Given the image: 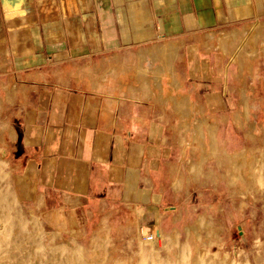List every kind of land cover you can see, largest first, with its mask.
Here are the masks:
<instances>
[{
    "label": "crops",
    "instance_id": "obj_1",
    "mask_svg": "<svg viewBox=\"0 0 264 264\" xmlns=\"http://www.w3.org/2000/svg\"><path fill=\"white\" fill-rule=\"evenodd\" d=\"M258 22L264 24V0H0V75H11L4 84H17L8 90V98L2 97L14 101L8 104L7 118L16 139L8 140L7 147L0 145V155L6 152L7 159L2 160L21 166L23 176L35 183L29 202L42 213L44 225L81 236L98 230L112 212H122L126 222L158 231L164 216L177 209L167 213L161 208L166 192L173 190L168 166L174 147L166 128L160 129L148 111V115L141 111L128 121L131 112L124 106L114 111L107 108L113 103L106 94L80 89L75 78L66 83L43 78L45 67L65 59H84L89 64L96 55L103 60L118 55L113 51L169 38L178 42L171 77L176 76L183 86L176 59L182 57L179 49L181 52L191 35L203 33V43L206 33L204 42L208 44V32L242 30ZM262 29L264 46V26ZM202 43L188 45L186 55L192 75L209 77L210 70L204 67L209 62L199 55ZM234 43V50L229 44L230 53L237 54L238 62L251 72L242 77L237 70L236 76L241 81L253 80L249 78L256 76L251 70L252 53L261 50L241 46L239 39ZM163 45L141 46L132 71L136 82H130L134 94L144 86L156 100L163 94L155 75L161 67ZM184 94L190 97L189 92ZM180 99L189 101L176 96L174 102ZM240 101L245 110L234 111L237 122L250 111L244 92ZM195 103L208 115L201 103ZM184 108L188 118L180 114V127L185 128L180 132H200L190 122L197 111L189 105ZM205 160L195 164L202 170Z\"/></svg>",
    "mask_w": 264,
    "mask_h": 264
},
{
    "label": "rangeland",
    "instance_id": "obj_2",
    "mask_svg": "<svg viewBox=\"0 0 264 264\" xmlns=\"http://www.w3.org/2000/svg\"><path fill=\"white\" fill-rule=\"evenodd\" d=\"M257 24L261 25L256 27L259 33L255 48L263 54L261 51L257 55L252 53L251 70L256 71V76L249 77L253 80L248 82L244 78L241 81L236 72L239 70L241 76L246 77V72L251 73L247 70L249 68L245 69L237 56L230 53L231 47L232 50L235 48L234 41L241 37L240 29L236 28L208 32L212 36L208 37V44L204 42L206 33L203 43V33L191 35L186 40L181 52L179 49L182 57L176 59V71L183 86L179 85L176 76L171 77L172 72L160 57L161 68L158 74L155 71L160 83L158 87L163 92L159 100L150 97V91L145 86L134 94L130 82H136L132 71L138 62L139 50L165 44L169 38L122 48L113 51L118 55L105 56L103 60L96 55L94 62L89 64L84 59H65L45 67L43 78L61 83H66L70 77L75 78L80 89L106 94L113 103L107 108L114 111L120 105L124 106L126 111L131 112L128 121L135 114L141 111L147 114L148 111L160 129L166 128L174 147L168 166L173 190L168 189L161 208H166L167 213L175 206L177 209L164 216L158 231H148L134 222H126L122 212H112L92 233L77 236L65 231L62 234L44 225L42 213L29 202L30 188L35 183L28 181V176H23L21 166H13L8 160L0 166V199H3L0 202V218L7 214L11 216L7 222L9 225L3 218L0 220V234L7 231V236L0 235V264H264V46L263 29L259 28L264 24ZM229 33L236 36L229 41L231 47L221 37ZM247 41L246 46L253 49L250 40ZM198 43H202L199 44L200 58L209 62L207 67L204 65L210 70L209 77L191 74L187 47ZM164 76H168L169 82ZM10 78L11 75H0V145L6 147L8 140L16 139L10 133L9 126L12 125L7 118L8 104L14 101L2 99L6 95L8 98V90L16 84L14 81L10 85L3 83H8ZM2 83L6 89L1 86ZM183 92H189L195 102L201 103L208 115ZM243 92L248 100L246 108L250 111L244 112L245 116L241 114L243 122L240 117L237 122L234 111L245 110L243 101V105L240 101ZM176 96L187 97L189 101L186 105L193 112L197 108L190 122L192 129L200 132H180L185 128L180 127L182 111L174 102ZM168 97L170 100L164 99ZM146 98L148 102H144ZM199 118L214 123L212 130L216 138L207 125H203L202 129L196 127ZM210 136L212 140H217L216 146L214 141V145L210 144ZM242 151L248 157L246 162L237 161L238 152ZM2 157L7 159L6 152L0 155V160ZM199 159H206L202 170L195 164ZM6 200L10 210L4 206ZM189 225L190 229H187ZM174 231L178 235L173 237Z\"/></svg>",
    "mask_w": 264,
    "mask_h": 264
},
{
    "label": "bare ground",
    "instance_id": "obj_3",
    "mask_svg": "<svg viewBox=\"0 0 264 264\" xmlns=\"http://www.w3.org/2000/svg\"><path fill=\"white\" fill-rule=\"evenodd\" d=\"M255 25H257V26H255ZM259 25H261V24H250V25H247V26H245L242 30H240V38H239V43H240V45L241 46H244V45H247L249 42L247 41V40H250V43L253 45V47H255L256 46V38H257V36H258V33H259V31H258V29L256 28V27H258ZM262 26H260L259 28H261ZM208 35V37L209 38H211L212 36L210 35V33H208L207 34ZM233 36V39L234 38H236V36L233 34V33H229V34H225L224 36H221L222 38H223V40H225L228 44H230L229 43V41H231V37ZM215 38H217V37H215ZM214 38V39H215ZM177 47H178V42L177 41H167V43H165L162 47H161V49H160V54H159V57H161V59L164 61V64H165V67H167V68H169V70L171 71V72H173L174 71V67H173V64H172V62H173V58L176 56V49H177ZM254 51V50H253ZM145 52V51H144ZM146 54H148L149 55V57H151V52H150V50H146ZM235 56H237V54H234ZM150 64H152V60H150ZM161 67L159 66V69H160ZM142 72H144V73H146V71L145 70H142ZM177 103H178V105L180 106V107H178V110H181L182 111V113L184 114V116H186L187 118H188V111H186L185 110V108L184 107H186L187 105H186V102L185 101H183V100H177L176 101ZM175 102V103H176ZM180 103V104H179ZM195 111H198L197 110V108H196V110ZM198 122H200V123H198ZM198 122H197V126L196 127H198V128H201L203 125H207L208 126V128H209V130L211 131V135L214 137L215 136V133L213 132V130H212V128H213V126H214V123H211V122H208L207 120H202V119H198ZM202 129V128H201ZM201 134V133H200ZM215 139V138H214ZM212 141H214V140H212V138H211V142ZM215 141H217V140H215ZM214 141V142H215ZM213 143V142H212ZM213 145H214V143H213ZM215 146H216V142H215ZM213 147V146H212ZM214 148V147H213ZM216 153V152H215ZM214 153V154H215ZM238 160H240L241 162H242V160H244V162H246L247 160H248V157L246 156V152H244V151H242V152H238V156H237V161ZM246 160V161H245ZM250 161V160H249ZM248 161V162H249ZM239 162V161H238ZM247 162V163H248ZM252 162H250V164H251ZM4 164H6V162L3 160H0V166L2 165H4ZM249 164V163H248ZM241 165V164H240ZM239 165V166H240ZM1 170V169H0ZM196 170V169H195ZM7 196V195H6ZM5 196V197H6ZM2 200L3 199H0V202H2ZM5 202H7V200L6 201H4V203ZM2 204V207H3V203H1ZM7 205H8V202H7ZM1 206V205H0ZM4 206H6V203L4 204ZM7 207V206H6ZM8 209H9V207H7ZM5 209V208H4ZM7 209V210H8ZM10 210V209H9ZM1 211V210H0ZM4 212V211H3ZM12 213V212H11ZM1 214H2V212H1ZM1 217H2V215H1ZM13 217V216H12ZM4 220H6V221H4V222H8L9 223V220H10V218H11V216L10 215H5L4 217H2ZM2 218H0V220L2 219ZM14 218V217H13ZM2 219V220H3ZM7 223V225H9ZM1 224V223H0ZM14 224V223H13ZM2 225H4V224H2ZM10 225H11V223H10ZM13 226V225H12ZM6 227H8V226H6ZM4 228V227H3ZM2 228V229H3ZM12 228V227H11ZM5 229V228H4ZM7 229V228H6ZM13 230V229H12ZM0 231H1V228H0ZM9 231V230H8ZM13 232V231H12ZM12 232H10V233H12ZM8 234H9V232H8ZM175 234H177L178 235V233H176V231H174V233L171 235V236H175ZM0 235H2V236H7V231L6 230H4L3 232H2V234H0ZM9 236V235H8ZM10 236H11V234H10ZM169 237V236H168ZM177 237V236H176ZM10 238V237H9ZM170 238V237H169ZM3 240H4V237L2 238ZM171 239H172V237H171ZM177 238H175L174 239V242H175V240H176ZM0 240H1V237H0ZM10 241V240H9ZM173 242V243H174ZM16 243V242H15ZM3 244H4V242H3ZM8 243H6V245H7ZM17 244V243H16ZM15 244V245H16ZM12 245H14L13 244V242H12ZM1 246V245H0ZM13 247V246H12ZM17 248V247H16ZM6 249V248H5ZM5 251V250H4ZM7 251V250H6ZM5 251V252H6ZM9 251V250H8ZM10 252V251H9ZM8 253V252H7ZM5 254V253H4ZM93 264V263H92Z\"/></svg>",
    "mask_w": 264,
    "mask_h": 264
},
{
    "label": "built area",
    "instance_id": "obj_4",
    "mask_svg": "<svg viewBox=\"0 0 264 264\" xmlns=\"http://www.w3.org/2000/svg\"><path fill=\"white\" fill-rule=\"evenodd\" d=\"M153 236V235H152Z\"/></svg>",
    "mask_w": 264,
    "mask_h": 264
}]
</instances>
